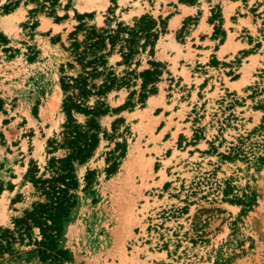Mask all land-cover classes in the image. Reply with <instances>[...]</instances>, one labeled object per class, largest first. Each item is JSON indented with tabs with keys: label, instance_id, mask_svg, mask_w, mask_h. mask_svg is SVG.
I'll return each mask as SVG.
<instances>
[{
	"label": "rangeland",
	"instance_id": "rangeland-1",
	"mask_svg": "<svg viewBox=\"0 0 264 264\" xmlns=\"http://www.w3.org/2000/svg\"><path fill=\"white\" fill-rule=\"evenodd\" d=\"M22 1L28 6L0 25V227H13L36 198L25 174L30 163L43 169L48 140L62 131L61 65L73 60L65 47L84 22L119 34L107 66L124 82L88 101L110 106L98 117L108 135L101 131L93 156L76 166L81 186L59 264H264V0H202L214 40L207 66L179 61L182 50L166 35L177 3L8 0L0 14ZM197 18L175 32L178 42ZM145 69L154 73L142 97ZM129 96L133 105L113 112ZM176 100L189 101L188 111L164 109ZM117 142L109 174L106 156ZM87 169L95 174L85 188Z\"/></svg>",
	"mask_w": 264,
	"mask_h": 264
},
{
	"label": "trees",
	"instance_id": "trees-1",
	"mask_svg": "<svg viewBox=\"0 0 264 264\" xmlns=\"http://www.w3.org/2000/svg\"><path fill=\"white\" fill-rule=\"evenodd\" d=\"M9 9L11 8L7 7L5 11L8 12ZM81 16L79 15V18H83ZM217 30L215 27V34ZM81 31L84 36L82 39L79 38ZM117 37L119 34L114 31L105 29L100 32L96 27L87 26L84 22H80L70 33V45L65 49L70 50L73 60L61 65L60 77L64 93L62 109L66 120L60 136L48 140V152L52 155L43 169L35 163H30L26 171L25 178L32 183L33 195L36 198L21 215L13 218V227H0V260L23 259L27 263L37 258L40 263L59 264L67 259L68 251L60 246V238L63 224L78 200L77 190L81 182L76 166L86 163L93 156L100 142L101 131L105 137L108 135L106 130H101L98 117L109 113L110 106L100 99L94 104H89L88 101L92 96L100 97L113 88L121 87L124 82L107 66V56L113 51ZM126 40L128 41V38ZM128 55L129 53L125 54ZM66 66L78 67L77 74H67ZM149 73L153 74L154 70L145 69L141 73L145 78L142 83L143 91L146 88V75ZM146 95L144 91L142 97ZM132 105L129 96L126 103L114 108L113 112ZM74 112L85 115V121L79 122L74 117ZM121 120L117 118L113 121V130L117 129ZM58 149L64 151L60 156L53 154ZM118 149L117 142L107 153L109 174L116 168L115 153ZM94 174V170L87 169L84 175L85 188L93 182ZM232 200L247 204L241 199Z\"/></svg>",
	"mask_w": 264,
	"mask_h": 264
},
{
	"label": "crops",
	"instance_id": "crops-1",
	"mask_svg": "<svg viewBox=\"0 0 264 264\" xmlns=\"http://www.w3.org/2000/svg\"><path fill=\"white\" fill-rule=\"evenodd\" d=\"M8 0H0V6ZM168 3H177L173 4V11L170 12V16L168 19V29L166 35L171 36L174 44H178V46L182 50V55L179 56V61L182 60V57H186L188 60L194 63H203L206 65V60L208 58L206 52L208 51L207 44L213 43L212 39V28L210 23L208 22V16L206 12L202 11L203 5L202 0H197L196 2H185L182 0H166ZM17 4V6L9 13L0 14V25L3 21L4 17H9L11 15L20 13L21 10L25 9L26 4L25 1H22ZM0 7V11H1ZM196 23H193L191 28L185 32V36L180 42L177 41L175 36V32L180 29L184 21L189 17H196ZM207 66V65H206ZM190 72L191 81L194 80L192 76V68L190 66L187 67ZM201 81V80H200ZM199 81V82H200ZM184 101V100H182ZM182 101L176 100L174 103L170 104L169 101H166V105L164 109L167 111H188L189 101L182 103ZM184 104V106H182Z\"/></svg>",
	"mask_w": 264,
	"mask_h": 264
}]
</instances>
